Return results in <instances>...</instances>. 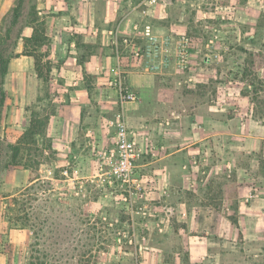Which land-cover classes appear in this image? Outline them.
<instances>
[{"label":"rangeland","instance_id":"rangeland-1","mask_svg":"<svg viewBox=\"0 0 264 264\" xmlns=\"http://www.w3.org/2000/svg\"><path fill=\"white\" fill-rule=\"evenodd\" d=\"M157 3L166 4L165 18L150 19L138 27L151 24L157 29L190 35L193 48L195 45L199 49L202 65H210L201 73V82L195 84L188 80L190 70L185 76L174 74V70L162 75H142L136 67L141 74V84L147 89L135 90L139 98L137 102L129 103L131 109L128 111L133 119L126 120L131 137L137 141L140 150L131 184L114 183L108 174L112 161L106 152L113 148L115 138V130L108 123L117 110H122L114 88L112 91L97 89L93 78L85 72L82 75L78 72V76L53 71V66L63 65V57L54 61L45 59L53 43L54 30L50 17L54 14L38 16L33 0H21L20 5L24 9L19 11L18 7L15 8V2L11 6V17L0 23V194L4 193L5 183L15 177L20 182L23 180L24 186L27 185L26 179H23L25 168H18V173H15L14 161L31 167L40 179L36 186L39 200L34 205L35 215L41 219L48 218L46 226L53 230L74 233L76 240H73V245L94 249L108 247L109 250L104 248L100 255V264H192L189 243L185 238L187 233L183 231L187 229V224L176 211H172L180 197L176 193L179 186L172 185L170 191L159 195V183L153 179L157 174L154 169L144 166L155 160L161 149L157 137H154L157 142L149 144H154L153 148L148 146L145 134L140 132L142 124L135 118L138 112L135 107L140 100L155 101L147 107L149 111H157L155 118L158 121L163 96L173 99L178 111L190 114L192 108L199 105L216 106L223 90H227V99L229 92L249 97V102L245 103L249 114L257 119L261 116V121L264 119V0H157ZM21 12L22 24L19 20L17 22ZM34 22L47 30L48 47L30 42L24 54L31 52L44 56V61L50 62L51 72L45 71V79L33 74L32 58L23 60L20 57V44L23 43L20 40L21 31ZM109 48L111 50L106 52L110 55L114 51L112 44ZM209 57L213 61L205 62ZM4 60L8 61V73L1 86ZM56 79L58 85H55ZM77 79H82L91 90L90 101L83 104L80 134L69 135L66 141L74 139L70 148L62 152L57 150L59 154L56 155L49 147L54 139L57 119L49 120L60 113L64 99L70 100L73 88L68 81ZM1 89L5 93L3 103ZM32 119L42 123L39 127L42 135L35 137L30 154L22 150L20 156L14 159L13 147L29 129ZM192 156L182 160L187 165L185 171L190 173L191 165L200 156L213 158L205 153ZM249 159L246 157L242 161L247 165ZM66 170L68 174H65ZM223 174H217L221 184L215 196L221 198L227 194L230 202L234 203L236 186L231 183L229 187L228 184L225 191ZM51 177H57L59 181H53ZM50 188H54V192ZM185 193L188 198L194 195L189 188ZM22 199L26 201L28 197ZM5 204L6 208L0 206V211H4L0 220L4 218L8 224L1 233L0 251L12 257L13 264H26V251L34 234L30 229L23 228L22 221L15 220L21 215L19 206L11 199ZM231 218L235 219L233 215ZM234 259L227 264H264V256L251 257L246 251Z\"/></svg>","mask_w":264,"mask_h":264},{"label":"crops","instance_id":"crops-1","mask_svg":"<svg viewBox=\"0 0 264 264\" xmlns=\"http://www.w3.org/2000/svg\"><path fill=\"white\" fill-rule=\"evenodd\" d=\"M33 1L38 16L54 14L50 17L54 30L53 43L50 54L45 59L54 61L57 57H63V65L53 66V71L78 76V72L81 75L85 72L93 78V85L101 91L113 90L111 78L120 71L130 89H147L141 84V74L126 50V42L135 40L139 24L149 22L150 19L165 18L166 4H152L150 0ZM15 2V8L18 7L19 11L26 5H20L21 0H0V23L11 17V6ZM21 14L22 12L17 19L20 23ZM35 24L25 26L20 34V40H23L20 44V57L23 60L33 59V74L36 73L35 60L24 54V39L32 37ZM155 29L162 33L170 32L169 29ZM111 44L114 51L109 55L106 51L111 50ZM43 47L47 48L48 45ZM199 57V49L194 45L190 74L187 76L192 84L201 82V73L210 65L207 63L204 67ZM211 58L205 59V62H212ZM17 69L23 71L21 68ZM68 82L73 88L70 100L64 99L65 104L61 106L60 113L51 116L49 120L52 122V119H57L51 145L56 153L70 148L74 139L66 141L69 135L73 137L80 134L83 104L90 101L91 90L84 85L82 79ZM55 85H58L57 79ZM113 92L118 103L115 89ZM222 94L216 106L199 105L193 107L190 114L178 111L175 101L163 96L158 121L155 118L158 116L157 111H149L147 107L155 104L154 100H140L135 107L138 110L135 118L142 124L140 132L145 134L148 146L154 148V144H149L157 142L154 139L157 137L161 149L155 160L144 165L147 169H154L157 174L153 179L159 183V195L170 191L172 185L179 186L176 193L180 197L172 211H176L178 217L187 224V229L183 231L187 233L185 238L189 243L192 264H227L229 260H235L238 254H242V251L255 258L264 256V119L261 121L249 114V109L245 107L249 97L229 92L227 99V90H223ZM130 104H121L122 110H117L114 118L122 116L125 120L133 119L128 112ZM58 123L60 126H57ZM201 153L213 158H195L197 161H194L195 165H191V173L185 171L187 165L182 160ZM246 157L250 158L247 165L242 161ZM13 168L18 173V168L24 166L13 165ZM220 172L224 173L225 191L228 184L229 187L231 183L236 186L234 203L230 202L227 194L221 198L215 196L221 184L217 176ZM24 178L26 186L23 180L20 182L16 177L5 183L4 193L0 194L1 207L6 208V200L17 197L29 186L27 169L23 171ZM50 179L59 181L55 177ZM185 188L193 190L192 198L187 197ZM3 213L4 211H0V216ZM7 224L8 220H0V237ZM9 258L10 256L0 251V264H9Z\"/></svg>","mask_w":264,"mask_h":264},{"label":"built area","instance_id":"built-area-1","mask_svg":"<svg viewBox=\"0 0 264 264\" xmlns=\"http://www.w3.org/2000/svg\"><path fill=\"white\" fill-rule=\"evenodd\" d=\"M149 2L156 4L157 0ZM137 30L135 40L126 42V50L142 74L162 75L168 70L185 74L190 69L193 52V39L190 35L175 34L172 31L158 32L151 24H145ZM110 85L122 105L138 101V94L126 85L120 71L111 79ZM108 124L115 130L114 146L106 152L112 161L108 174L114 183L131 184L136 173L135 161L140 154L138 143L131 137L122 116L111 119ZM68 173L66 170L65 174Z\"/></svg>","mask_w":264,"mask_h":264},{"label":"trees","instance_id":"trees-1","mask_svg":"<svg viewBox=\"0 0 264 264\" xmlns=\"http://www.w3.org/2000/svg\"><path fill=\"white\" fill-rule=\"evenodd\" d=\"M37 23V22H34ZM38 24V23H37ZM42 26V25H40ZM46 29H41L39 25H35L34 34L30 38L25 39V48L31 42L35 43L36 46L43 47L47 44V34ZM26 52V51H25ZM25 55L33 57L35 60V69L38 78L45 79L46 73L51 72L50 62L44 61V56L35 55L31 52H26ZM4 67L1 71L2 82L1 86L4 85V79L8 73V61L4 60ZM2 88V87H1ZM1 102H4L5 93L1 89ZM261 119V116H257ZM42 123L38 119H32L30 122L29 129L24 132L19 143L13 147L14 159L18 158L22 153V150H26L28 154L32 151V144L35 143V137L41 136V131L39 127ZM49 150H52L49 147ZM54 154H58L52 151ZM12 165H22L25 169L30 170L29 173V186L24 190H20L18 196L28 199H19L20 197L13 198V203L19 206V214L15 220L17 222L22 221L23 228L30 229L33 234V241L27 248V262L26 264H100V255L105 250H109L108 247H100L94 249L93 247L79 246L77 244L73 245V240H76V235L74 233H65L59 230H53L46 226V221L48 218L41 219V217L36 216L34 212V205L39 200V191L36 190V186L39 184L40 180L33 171L31 167L19 163ZM27 166V167H26ZM58 179L57 177H55ZM54 188H50L51 192H54ZM28 204V206L26 205ZM72 237V239H71ZM74 238V239H73ZM72 243V244H71ZM9 264H13L12 257L9 258Z\"/></svg>","mask_w":264,"mask_h":264}]
</instances>
